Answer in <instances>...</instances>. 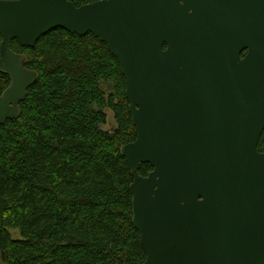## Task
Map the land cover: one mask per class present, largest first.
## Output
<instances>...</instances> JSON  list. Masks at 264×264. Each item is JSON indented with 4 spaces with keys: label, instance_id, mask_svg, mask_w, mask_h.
I'll return each instance as SVG.
<instances>
[{
    "label": "water",
    "instance_id": "1",
    "mask_svg": "<svg viewBox=\"0 0 264 264\" xmlns=\"http://www.w3.org/2000/svg\"><path fill=\"white\" fill-rule=\"evenodd\" d=\"M56 29L92 34L121 66L144 264H264V0H0V125L38 79L12 42Z\"/></svg>",
    "mask_w": 264,
    "mask_h": 264
},
{
    "label": "trees",
    "instance_id": "2",
    "mask_svg": "<svg viewBox=\"0 0 264 264\" xmlns=\"http://www.w3.org/2000/svg\"><path fill=\"white\" fill-rule=\"evenodd\" d=\"M11 48L38 79L19 118L0 125V264H144L132 222L134 177L121 154L137 130L118 60L92 34L63 29L34 48L17 40ZM9 84L0 74V94ZM108 110L112 131L103 129ZM258 150L264 153V133ZM152 171L143 164L139 174Z\"/></svg>",
    "mask_w": 264,
    "mask_h": 264
},
{
    "label": "rangeland",
    "instance_id": "3",
    "mask_svg": "<svg viewBox=\"0 0 264 264\" xmlns=\"http://www.w3.org/2000/svg\"><path fill=\"white\" fill-rule=\"evenodd\" d=\"M102 89L106 91L107 94L111 92V87L105 84H102ZM107 113V125L103 127L105 131H112L114 128L116 129V121L114 118V114L111 111H106ZM13 238L18 239L19 238V232L12 231Z\"/></svg>",
    "mask_w": 264,
    "mask_h": 264
},
{
    "label": "flooded vegetation",
    "instance_id": "4",
    "mask_svg": "<svg viewBox=\"0 0 264 264\" xmlns=\"http://www.w3.org/2000/svg\"><path fill=\"white\" fill-rule=\"evenodd\" d=\"M245 54V53H244ZM244 54H243V56H244Z\"/></svg>",
    "mask_w": 264,
    "mask_h": 264
}]
</instances>
